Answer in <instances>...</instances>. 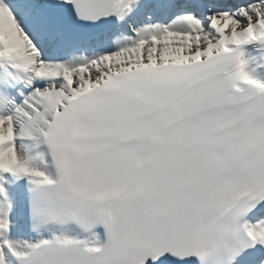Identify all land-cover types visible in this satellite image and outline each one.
I'll list each match as a JSON object with an SVG mask.
<instances>
[{
	"label": "snow or ice",
	"instance_id": "obj_1",
	"mask_svg": "<svg viewBox=\"0 0 264 264\" xmlns=\"http://www.w3.org/2000/svg\"><path fill=\"white\" fill-rule=\"evenodd\" d=\"M0 264H264V0H0Z\"/></svg>",
	"mask_w": 264,
	"mask_h": 264
}]
</instances>
